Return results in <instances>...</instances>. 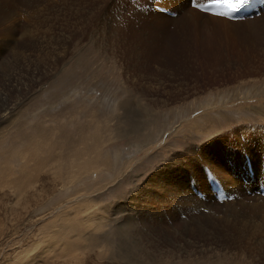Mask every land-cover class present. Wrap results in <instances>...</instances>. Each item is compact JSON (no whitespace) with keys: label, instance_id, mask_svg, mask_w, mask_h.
<instances>
[{"label":"rangeland","instance_id":"rangeland-1","mask_svg":"<svg viewBox=\"0 0 264 264\" xmlns=\"http://www.w3.org/2000/svg\"><path fill=\"white\" fill-rule=\"evenodd\" d=\"M187 9L210 18L190 0H0V156L27 145L37 155L41 142L85 162L95 140L114 137L101 148L100 190L96 174L54 188L51 166L23 192L44 187L25 208L0 190V264H264L259 249L248 259L231 241L185 239L182 210L164 194L190 149L234 128L264 130L263 26L208 27L185 21ZM255 9L252 21L264 14ZM206 189L194 195L230 198Z\"/></svg>","mask_w":264,"mask_h":264},{"label":"bare ground","instance_id":"bare-ground-1","mask_svg":"<svg viewBox=\"0 0 264 264\" xmlns=\"http://www.w3.org/2000/svg\"><path fill=\"white\" fill-rule=\"evenodd\" d=\"M177 3H179V1H177ZM255 8L257 9L259 8L258 10L260 11L264 10V0H249V3L245 6L244 9L245 11L239 13L240 15L246 18V21L241 23L240 21H232V22H237V23H232L231 21H228L226 17H222L224 19L216 18L215 16L217 15H215V13L217 11H223L225 9H217L215 7H211L212 9L211 11H216V12H209L210 14L208 15L210 16V18H208V21L207 20L205 21V18L201 13L194 11L193 9L192 10L187 9L185 13H188V15H186L185 21L190 20V18H193V16H196L197 19L201 21L204 19L205 22L204 24H206L208 27L236 26L237 28L243 25L245 27L246 26L245 24L247 23L249 24V26H251L256 22L257 24H260L261 27L263 26L262 28L264 29V14L257 20L255 19L252 21L251 19V14L252 12H254L253 10ZM0 20L3 19L0 18ZM193 22H194L193 27L195 28L202 27L201 25L202 22L199 24L196 19ZM228 29L229 28H226V30ZM232 30L236 31L234 28ZM3 31H6V29H3ZM194 32H195V36L196 35L198 36V32L197 31ZM226 34L230 35V32H227ZM205 43H207V39ZM210 44H213V42H210ZM192 123H195V121H192ZM192 123H189L190 125L188 126V128L196 129V130L200 129L197 126H195V124ZM207 128H210V126ZM224 134L210 141L209 145L206 146L205 150L202 149L200 151H196L197 149L196 150L190 149L191 156L187 157L186 155V159H189L190 162L188 161L186 162V164H184L180 160V164H181L180 166L182 167L181 169L183 175L182 181L176 179V175H177L176 174L174 176L175 178L173 181L174 189L170 192L165 191L164 194L169 195L168 197H172L170 199L174 200V202L176 203V204H169L172 213L175 214V211H178L179 213V208L182 210V212L180 211L181 215L184 216L185 218H183V228L181 230V233L185 237V239H195L199 243L210 241L217 247L227 244L229 241H231L235 244L236 251L241 252L248 259H250L251 253H254L255 249L256 250L259 249L261 253H264V130H261V128H258L256 130H250L246 127H240L239 129L234 128L226 135ZM105 136L107 137L108 135ZM112 139H114V137H112L111 139L110 138L106 139L105 137H99L98 140H95V142H93L94 145L92 150H87L89 151V154L87 155L88 157L86 156L88 159L85 162L81 160V157L77 156V153H79L78 151H72L70 153H66L65 151L64 153L62 148V151L54 153L53 151L45 150L41 142H39L40 143L39 146H35L36 152L39 149V153H38L39 155L37 154L38 156L35 153L34 155H32L31 153L28 152L27 150L28 145L25 146L23 150H21L20 152L18 151L17 153L12 154L11 151H6L7 155L4 154V156H0L1 160H3L0 162V190L10 189L15 194L14 197L19 199L18 201H20L19 203L20 207L22 204V208H25L26 205L33 203L32 202L33 199L34 200L39 199L38 193L43 192L44 187H41V189L39 188V190L34 188L31 191L32 193H29V191H27V193L24 194L23 192L24 191L26 192V189L28 190L31 189L30 184H32L34 179L35 181L37 180L41 170L46 168L47 166L48 167L51 166L50 170L52 171V175H53V177L51 178L52 179L51 185H53L54 188L57 185H61L63 188H68L76 184V182L81 181L84 178V176H88L89 174L90 176L92 174H96L98 183L97 184L95 183L93 187L95 189L100 190L103 187V185L100 184L102 183L101 175L104 171L107 170L106 159L105 161H103L101 158V151H102L101 148L106 142L108 143ZM40 147L42 149H40ZM80 153H84V152L80 151ZM197 154H199V159H201L207 167L204 168V171H202L201 167H199L200 161L196 159L195 162H193ZM223 170H225L228 174L224 173ZM185 171H187L186 174ZM116 174L118 175L117 172ZM210 181H212L213 184H211ZM154 182L157 183L158 179H155ZM206 182L208 183L210 190L214 192L213 195V197H215L214 201H216V197L217 200H219V197L223 193L230 198L226 202H223L221 204H211V203H207L206 199L203 201L201 198L200 199L197 198L196 195L201 194L202 193L201 191L203 190H205L208 194L210 193V191L206 189ZM169 189L171 190V188ZM194 193L196 195H194ZM36 202L38 201L37 200L34 201L35 204H37ZM155 206L162 209L164 208L165 204H156ZM93 207L94 206H92V208ZM74 211L76 213L77 210L74 209ZM80 211L84 212V209L81 208ZM91 213L89 212V214L86 215L87 216L86 219L90 217ZM90 220L92 221V219ZM90 220L89 221L85 220V221H88L87 223H89ZM98 222L99 221H97V223ZM161 223L162 225L164 224V222ZM113 228L115 229V226ZM123 228H125V225L123 226ZM130 228H133V226ZM163 234H165V232Z\"/></svg>","mask_w":264,"mask_h":264},{"label":"snow or ice","instance_id":"snow-or-ice-1","mask_svg":"<svg viewBox=\"0 0 264 264\" xmlns=\"http://www.w3.org/2000/svg\"><path fill=\"white\" fill-rule=\"evenodd\" d=\"M248 3L249 0H213L211 7L225 9L223 11H217L215 15L227 17L230 13H238L241 11ZM190 5L197 8L203 7V5L197 4L195 0H190Z\"/></svg>","mask_w":264,"mask_h":264}]
</instances>
